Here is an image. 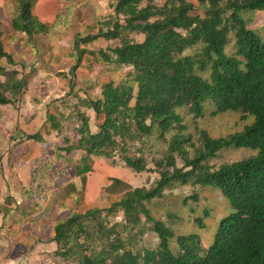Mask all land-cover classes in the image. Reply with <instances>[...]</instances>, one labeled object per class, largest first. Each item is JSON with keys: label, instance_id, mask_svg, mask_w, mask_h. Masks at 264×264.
Listing matches in <instances>:
<instances>
[{"label": "trees", "instance_id": "trees-1", "mask_svg": "<svg viewBox=\"0 0 264 264\" xmlns=\"http://www.w3.org/2000/svg\"><path fill=\"white\" fill-rule=\"evenodd\" d=\"M109 1L114 15L106 23L107 31L76 41L78 60L70 72L71 94L80 100L71 115L77 138L65 133L69 117L63 109L49 106L47 110V126L61 139L55 148L56 162L82 154L78 163L70 161L76 174L68 189L86 202L99 193L104 175L114 187L121 185L123 178L112 175L123 169L137 180L146 174L158 177L149 186L140 183L122 190L120 199L108 208L56 221L52 238L57 246L55 257L64 264H264V28L259 33L249 26L251 16L264 11V0H199V5L188 0H164L162 4L158 0ZM33 6L32 0H20L12 19L13 31L25 35L29 43L49 30L34 14ZM4 26L0 22V107L23 98L31 81L27 76L20 78L19 70L1 64L6 60L16 65L5 48ZM133 35L142 36L143 41H136ZM100 38L119 44L108 51L90 52L95 54L94 65L117 70L128 67L133 72L118 84L105 83L101 95L92 98L86 91L76 90L75 77L87 54L78 47ZM210 107L213 114L241 113L253 123L220 139L202 131L200 147L190 158L187 146L193 140L186 134L180 110L201 119ZM90 110L101 121L95 134ZM26 140L40 144L44 138L37 133ZM160 143L164 147L159 149ZM132 145L141 148L133 150ZM230 148L256 154L219 167L210 165V160ZM147 153L154 156V169ZM179 158L184 167H179ZM96 159H111L112 170L100 176ZM120 164L123 169L116 167ZM52 168L45 162L34 165L30 187L23 193L26 205H38L39 196H46L47 189L54 187L60 174ZM178 186L213 189L228 204V214L207 246L197 233L177 236L152 214L150 206ZM193 198L199 200L196 195ZM117 216L121 221L111 219ZM209 217L206 210L195 220L196 225L207 230ZM148 230L158 237L155 249L141 245Z\"/></svg>", "mask_w": 264, "mask_h": 264}, {"label": "rangeland", "instance_id": "rangeland-1", "mask_svg": "<svg viewBox=\"0 0 264 264\" xmlns=\"http://www.w3.org/2000/svg\"><path fill=\"white\" fill-rule=\"evenodd\" d=\"M63 1L73 2L72 0ZM188 1L199 5V0ZM163 2L164 0H158L159 4ZM68 5L69 7L62 5V13L57 17L51 35L47 26L49 29L47 35H38L34 43H29L24 35L25 39L22 41V35L13 32L10 20L3 27L8 37L5 39L6 50L14 54L16 65L11 66L6 60L1 64L8 70H19L20 78L27 76L31 78V81L23 98L15 99L11 105L0 107V114H2L0 117V264H64L54 255L57 246L52 243V238L53 224L56 221L94 208H108L120 199L122 190L136 187L140 183L149 186L158 177L157 174H146L140 178V182L130 172L123 173L126 170L120 164L116 167L124 171L119 170L121 173L112 176L123 178L121 185L114 187L108 176L104 175L105 177L100 180L99 193L90 202L67 196L65 187L71 177L76 174L75 167L71 166L70 161L73 159L74 163H78L82 154L68 155L56 162L55 148L61 139L48 128L45 110L49 106L63 109L69 117L65 122V133L77 138L73 131L76 121L71 115L73 106L80 105V100L71 94L70 72L78 60L76 41L80 37L100 34L102 30H106V23L114 15V8L109 0H92V4L88 3L86 6L74 1ZM75 12L77 15H74ZM249 26L262 33L264 11H258L256 15L251 16ZM68 29L71 31L69 32ZM133 37L138 42L143 41L140 35H133ZM118 44L119 41H107L100 38L92 45H79L78 49L86 50L87 54L83 57L81 68L78 69L75 77L76 90H84L90 97L96 98L101 94V87L105 83L113 81L118 84L124 77L132 74L133 69L128 67L117 70L116 67L105 64L94 65L95 54L93 53L108 51ZM90 52L93 53L90 54ZM187 53L192 54L191 51ZM3 81L7 82V78L4 77ZM7 96L12 97L10 94ZM81 108L84 110L82 106ZM213 112L214 108L210 107L205 117L195 119L187 110H180V114L184 117V124L187 126L186 134L193 140L192 144L187 146L190 158L196 155V149L200 147L202 131H206L213 139H220L242 132L246 126L253 123L250 116L241 113L216 115ZM91 122L93 131L98 132V124L101 121L93 116ZM37 133L43 136L42 143L37 144L35 141L26 140L29 135ZM163 147V143L157 144V148ZM135 148H141V146L132 145V149ZM255 154L249 149L230 148L223 150L215 159L210 160V165L219 167L247 159ZM145 157L150 162V168L154 169L151 163L154 156L147 153ZM42 162L52 165V171L57 169L60 175L54 182V187L47 189V195L39 196L38 205L27 207L21 198L22 191L30 187L34 165ZM111 164V159H100L97 162L100 176L103 171L112 170ZM178 165L184 167L180 158ZM19 182L23 184L22 188ZM195 195L199 200L193 198ZM8 196L10 198H6ZM150 209L155 218L172 227L177 236L199 234L204 246L210 243L220 220L229 211L228 204L221 193L200 186H178L168 190L165 197L155 201ZM206 210H209L210 217L206 220L208 229L203 230L196 225L195 220L203 217ZM111 219L121 221L120 216ZM158 244L157 235L148 230L141 245L146 249H155Z\"/></svg>", "mask_w": 264, "mask_h": 264}, {"label": "crops", "instance_id": "crops-1", "mask_svg": "<svg viewBox=\"0 0 264 264\" xmlns=\"http://www.w3.org/2000/svg\"><path fill=\"white\" fill-rule=\"evenodd\" d=\"M19 1L20 0H0V22L4 23L5 25H7L8 20H10L12 22L11 19H13L14 17L17 16V13H18L17 6H18ZM32 1H33V5H34L33 6L34 14L39 18V20L42 23L46 24V26L49 27L50 35L53 32L52 30H53V27L55 26L57 17L62 13V11H61L62 5L69 7L68 3L71 4L74 1H77L78 3H81V5H84V6L88 5V3H89V5L92 4V0H72L73 2H68V1H63V0H32ZM84 9H85V7L83 8V10ZM74 15H77V13L75 12ZM68 31L70 32L71 30L68 29ZM76 34L78 35V33H76ZM41 35H43V34H41ZM12 36H14V34ZM24 36L22 35V37H21L22 41H23V39H25ZM6 38H8L7 33L5 35V39ZM7 52H9V51L7 50ZM14 60H15V58H14ZM47 110H48V108L45 110L46 118H47ZM88 114L91 117V121H92L93 116L96 119L94 111L90 110V111H88ZM91 131L94 134L97 133V132L93 131L92 122H91ZM69 184L70 183H68L67 186L65 187L66 191H67V196L68 197H74L75 200H77L78 198L80 199L81 198L80 196L71 194L72 191L70 189H68ZM19 185L21 188L23 187V184H20V182H19ZM24 187L25 188L27 187L26 182L24 183ZM24 191H25V189L22 192L24 193ZM21 198L23 201V194H22ZM24 205L28 207V205H26L25 202H24Z\"/></svg>", "mask_w": 264, "mask_h": 264}]
</instances>
